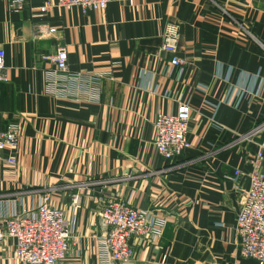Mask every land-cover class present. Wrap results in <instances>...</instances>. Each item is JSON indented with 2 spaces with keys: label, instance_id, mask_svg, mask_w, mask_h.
<instances>
[{
  "label": "crops",
  "instance_id": "obj_1",
  "mask_svg": "<svg viewBox=\"0 0 264 264\" xmlns=\"http://www.w3.org/2000/svg\"><path fill=\"white\" fill-rule=\"evenodd\" d=\"M13 1L0 0V130L15 124L18 142L14 163L0 151V221L48 190L73 230L61 264H101L99 211L120 198L163 221L159 236L132 237L120 264H256L237 248L247 178L233 173L249 170L264 140V0H111L86 13ZM171 27L179 66L161 49ZM60 47L70 71L110 72L98 99L48 93L47 58ZM181 103L191 109V147L167 161L154 121ZM13 254V240H0V264Z\"/></svg>",
  "mask_w": 264,
  "mask_h": 264
},
{
  "label": "built area",
  "instance_id": "obj_2",
  "mask_svg": "<svg viewBox=\"0 0 264 264\" xmlns=\"http://www.w3.org/2000/svg\"><path fill=\"white\" fill-rule=\"evenodd\" d=\"M110 1L56 0V4L64 10L79 8L86 13L103 10ZM18 4L20 0L11 2L10 6L17 9ZM40 10L44 12L45 6ZM178 40V29L171 27L165 32L161 46L170 55L173 66L183 63L177 56ZM5 58L6 52L0 46V81L7 80ZM47 59L53 65V69L46 76L48 93L66 96L71 90L87 91L92 98L98 99L101 80L110 72L70 71L67 52L63 47L58 48ZM190 117L191 109L186 103L179 104L174 113H159L156 116L154 144L164 160L174 161L191 147L188 137ZM248 137L250 136H244ZM17 142L15 124H9L4 130H0V151L8 149L11 153L6 158L8 163L15 162ZM248 164L250 168L246 172L235 169L233 173L234 177L245 175L247 178V187L243 191L236 216L237 248L243 257L253 259L256 264H264V140L258 143L255 152L248 158ZM78 201L79 195L74 193L71 204L77 206ZM99 217L105 229L98 240V258L101 264L128 262L133 255L131 238H155L161 234L163 225V221L155 220L148 212L135 209L125 200L113 197L103 202ZM72 237L73 230L64 212L52 205L48 190L39 196L35 208L13 213L0 221V240H13L14 254L11 264H61L68 255Z\"/></svg>",
  "mask_w": 264,
  "mask_h": 264
}]
</instances>
